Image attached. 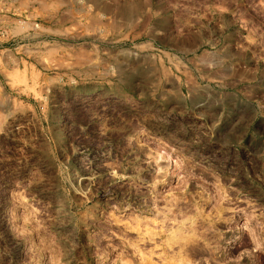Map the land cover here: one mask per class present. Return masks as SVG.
Listing matches in <instances>:
<instances>
[{"label": "rangeland", "instance_id": "374dc122", "mask_svg": "<svg viewBox=\"0 0 264 264\" xmlns=\"http://www.w3.org/2000/svg\"><path fill=\"white\" fill-rule=\"evenodd\" d=\"M0 264H264V0H0Z\"/></svg>", "mask_w": 264, "mask_h": 264}]
</instances>
